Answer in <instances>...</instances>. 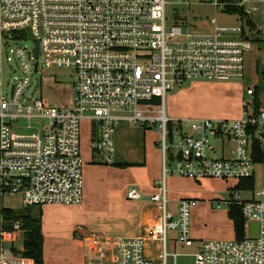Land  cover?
Returning <instances> with one entry per match:
<instances>
[{"label": "built area", "instance_id": "obj_1", "mask_svg": "<svg viewBox=\"0 0 264 264\" xmlns=\"http://www.w3.org/2000/svg\"><path fill=\"white\" fill-rule=\"evenodd\" d=\"M209 3L236 16L240 26H219L216 18L205 34L179 24L168 26L167 0H0V198L19 195L25 207L79 204L81 123L91 124V149L109 165L116 163L115 127L122 122L140 125L160 134L156 144L162 173L150 195L156 222L136 237H95L89 249L108 264H154L144 255L146 240L153 238L160 240V264H166L169 230H176L180 242L192 241L188 224L194 198H180L173 213L167 176L238 181L254 175L255 144L264 159V110L254 107L251 87L245 88L249 99L241 101L238 118L166 115L169 91L193 80H242L246 52L264 42V0ZM236 8L240 13L231 11ZM27 37L30 45L23 43ZM4 67L18 73L10 82L4 79ZM41 69L70 71L67 103L52 102L40 90L28 93L32 76ZM54 75L47 80L49 87L58 82ZM225 141L234 148L228 155H215ZM240 192L231 190L226 203L240 205L243 236L199 241L190 253L192 264H264V199L258 198L264 188L250 199L239 198ZM125 196L137 200L141 192L130 186ZM247 222L257 223L253 237L245 233ZM20 230L18 221L0 229V264H35L12 244L4 245Z\"/></svg>", "mask_w": 264, "mask_h": 264}, {"label": "rangeland", "instance_id": "obj_2", "mask_svg": "<svg viewBox=\"0 0 264 264\" xmlns=\"http://www.w3.org/2000/svg\"><path fill=\"white\" fill-rule=\"evenodd\" d=\"M166 6V24L168 26L179 24L183 27H188L189 32L194 34H205L210 32V28L214 25L210 23L214 18L217 19L219 26H240V21L234 15H229L216 11L215 7L209 3L210 0H167ZM26 43L30 45L32 39L27 37ZM264 52V46H260L258 49H253L250 52H246L244 56L245 60V78L235 81H208V80H193L186 82L181 88L169 91L165 99V111L166 115L170 118L176 119H196V118H223L235 114L238 111V102L233 100L232 94L214 92L222 91L227 83L242 84L244 81L249 83L256 82L258 77L264 78V66L260 64V56ZM4 79L9 82L12 80L13 75L8 68H3ZM55 74L57 84L49 87L47 80ZM70 71L65 69H41L35 73L31 78V86L28 90L30 93L33 89L35 91L40 90L41 94L47 96L52 102L67 103L71 97L70 89ZM197 82L198 84L192 85ZM214 82V84H208ZM219 85H215V84ZM220 88V89H218ZM218 89V90H217ZM36 95V92H35ZM231 95V96H230ZM244 95V94H243ZM245 99H249V96H245ZM186 125V121L183 122ZM18 131H25V129H19L17 125H14ZM143 127L140 125H119L118 132L115 133L116 139L114 140L115 146V160L125 159L118 153L129 152V158L127 160H139L142 162L143 157L149 170V177L155 179V186L158 179L161 177L162 164H161V152L154 146V142L160 140V134L154 130H146L144 135V143L139 144L138 138L141 136ZM90 134L91 124L88 121H83L80 126V156L84 162H94L100 167H95L89 171V194L93 197L90 203L89 209L96 210V223L105 224L107 228H97L99 234H122L126 232V229L131 228L129 220L131 215L134 214L138 203L142 201H150V195L143 194L142 188L139 183L133 185L130 176L133 172L122 169L124 167L117 164H104L101 157L95 154L91 150L90 146ZM137 142V144L130 149V142ZM234 148V144L229 141H225L224 149L228 151ZM215 153H218L216 150ZM228 155V154H227ZM159 157L160 174L159 178L156 176L154 168H148V164L154 163ZM121 163L125 160H120ZM132 162V161H131ZM172 164V163H171ZM113 166V167H110ZM138 166H132L135 169ZM139 172V171H138ZM255 178V192L260 191L264 187V162L257 163L254 168ZM154 177V178H152ZM158 178V179H157ZM85 180V186L86 183ZM237 183L236 177H221V176H209L204 179H196L193 177L178 175L173 173L167 176V197L169 200L168 207L173 210L174 200L178 193H197V197L194 199L193 205L190 207L189 212V235L191 236V230L193 223L200 236V240L204 241H217V240H231L234 233H231V225L228 222H224L223 217L226 205L218 206V201L229 198L230 189ZM84 184V179H83ZM135 186L141 192V198L135 201L125 199V192L129 186ZM239 198L248 196L247 192H240ZM264 199V197H260ZM219 202V203H220ZM0 204L3 207H9L12 209L22 207L19 195H5L0 198ZM154 204V203H153ZM155 205V204H154ZM133 209V210H132ZM215 210V211H214ZM224 210V211H223ZM205 215V220L199 222V216ZM173 231L169 230L168 235L171 236ZM169 243V242H168ZM9 247L8 242L4 243ZM183 245V246H182ZM182 245L177 243L178 251L192 252L195 249L196 242L189 241ZM21 246V241H17L14 244L15 249L18 251ZM145 248V245H144ZM144 255L146 256V248L144 249ZM148 259V258H147ZM189 261V259H187ZM169 264L172 263L171 258H168Z\"/></svg>", "mask_w": 264, "mask_h": 264}, {"label": "crops", "instance_id": "obj_3", "mask_svg": "<svg viewBox=\"0 0 264 264\" xmlns=\"http://www.w3.org/2000/svg\"><path fill=\"white\" fill-rule=\"evenodd\" d=\"M260 46H264V42H256L253 46V49H258ZM248 51V52H250ZM260 64L264 66V52L260 56ZM244 78H245V60H244ZM214 84V82H210L208 84ZM198 84L197 82L192 83V85ZM215 85H219L218 83ZM225 88L222 89V91H214V92H222V93H230L232 94L233 100H236L238 102V111L228 117L223 118H210V119H233L238 118L242 113V107H241V101L245 99V88L251 87L253 90H255L257 101H258V108L264 110V78L258 77V80L253 83H249L247 80L244 81L242 84H232L227 83L226 85H222ZM220 89V88H218ZM217 89V90H218ZM244 94V95H243ZM231 96V95H230ZM121 124H128V123H119L113 132V142L116 139L117 136H115V133L118 132L119 125ZM131 125V124H129ZM146 130H154L153 128H143L141 132V136L138 138V143L142 144L144 143V135ZM90 134V139H91ZM157 141L154 142V146L159 150L157 147ZM225 143V142H224ZM137 144V142L133 143L132 141L129 143L130 149L134 147ZM220 143H218L219 146ZM92 150V149H91ZM115 146H114V155H115ZM93 152V151H92ZM129 152L125 151L124 153H118L120 156H123L125 159H117L115 164L121 163L120 160H125L123 163L126 165L124 167H120L125 170H129L133 172L132 177L130 176V180H132V184L135 185L136 183H139L142 190L141 192L146 195H151L155 193L156 186H155V179H151L148 175L149 170H147L144 157L142 162H139V160L135 159L133 160H127L126 158H129ZM94 153V152H93ZM227 155L229 154V150L225 151L224 144L222 146V150H218V153H215V155ZM132 161V162H131ZM87 162V161H86ZM84 162L83 166V198L82 201L79 204H71V205H62V204H53V205H44L40 207H32V212L36 213L38 208L41 210L40 215V225H41V232L43 236V242H42V257H43V263L42 264H87V262L91 261L92 264H108L106 261L100 262L96 254L90 250V247H94V239L95 237L98 238L99 236H105V237H136L143 233L144 229L152 226L157 219V209L156 206L151 201H142L141 203L136 204L137 208L134 212V214L131 215L129 220V224H131L130 229H126V232L122 234H99L97 232V228H107L105 224L96 223V210L89 209L90 203L92 201V196L89 194V171L93 170L95 167H100L99 165L102 164H95L90 161V163ZM264 162V159H261L258 162H255V165L257 163ZM159 157H157V160L154 161V163L148 164V168H154V171L156 173V176L158 177L160 174V165H159ZM103 166V165H102ZM132 166H138L137 168L133 169ZM113 167V166H110ZM255 168V166H254ZM139 171V172H138ZM154 178V177H152ZM159 178V177H158ZM157 178V179H158ZM160 179V178H159ZM158 179V180H159ZM85 180L86 183L85 186ZM131 185V186H133ZM130 187V186H129ZM255 178L253 176V188L251 189H241L242 192H247L248 196L243 197L242 199H250L253 197H256L255 194ZM166 188H167V178H166ZM264 188V187H263ZM261 188V189H263ZM128 189V188H127ZM126 189V190H127ZM231 193H229L230 197ZM260 197H264V195H259ZM258 196V198H259ZM182 197H191L196 198L197 193H178L176 195V198L174 200V208L171 210L173 213L177 211L178 201ZM125 199L126 196H125ZM129 200V199H127ZM138 200V199H137ZM226 200H222V204L220 201L217 203L221 206L223 204L226 205V208L223 214L225 215L223 217L224 222H228L229 225H231V233H234L233 223L232 220L228 217L227 214V203ZM135 201V200H131ZM93 202V201H92ZM220 202V203H219ZM169 203V200H168ZM9 208V207H8ZM25 209L27 207L23 206L16 209ZM29 208V207H28ZM12 209V208H11ZM133 210V209H132ZM215 211V210H214ZM96 212V213H95ZM199 222H202V220H205V215H200ZM249 223V222H247ZM11 225L10 221H3L2 215L0 214V229L9 228ZM245 233L247 234L248 231H250V228L245 226ZM173 231V234L171 236L167 233V241H166V264H169L168 258H171L172 263L171 264H192V256L188 251H178L177 250V243H180V245L183 244V242H180L177 238V232L176 230ZM191 236L193 239L192 241H195L196 244L201 241L200 238H198L199 233L197 231V228L195 227V223H193L192 230H191ZM16 238L13 242L6 241L13 245L17 241H21L19 252L23 249V230L16 232L15 234ZM233 237H235L233 235ZM169 242V243H168ZM183 246V245H182ZM15 248V247H14ZM145 248H146V256L149 260H151L154 264H160V257L159 254L162 250V245L160 240L149 238L145 242ZM144 248V249H145ZM174 254V255H173ZM189 259V261L187 260Z\"/></svg>", "mask_w": 264, "mask_h": 264}, {"label": "trees", "instance_id": "obj_4", "mask_svg": "<svg viewBox=\"0 0 264 264\" xmlns=\"http://www.w3.org/2000/svg\"><path fill=\"white\" fill-rule=\"evenodd\" d=\"M231 11H237L240 13V9L236 8ZM253 104L258 109L257 96L254 90ZM255 152L253 159L255 162L261 160L262 155L257 144L254 145ZM117 165L125 166V163H117ZM253 188V176L242 177L237 183L230 189L241 190ZM231 193V192H230ZM231 196V195H230ZM0 214L2 215L3 221H18L20 228L23 230V249L22 255L29 257L35 264H42V242L43 236L40 225L41 210L38 208L36 213L32 212V207L25 209H11L3 207L0 204ZM228 217L232 220L235 237L241 238L243 236V219L240 212V205L235 203H229L227 205Z\"/></svg>", "mask_w": 264, "mask_h": 264}, {"label": "water", "instance_id": "obj_5", "mask_svg": "<svg viewBox=\"0 0 264 264\" xmlns=\"http://www.w3.org/2000/svg\"><path fill=\"white\" fill-rule=\"evenodd\" d=\"M36 53H37V47H35V49H34V54L36 55ZM246 227L250 228V231H248L247 234H246L248 237H253V236L256 235V233H257V223H255V222L246 223Z\"/></svg>", "mask_w": 264, "mask_h": 264}]
</instances>
